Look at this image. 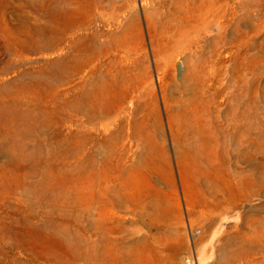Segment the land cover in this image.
<instances>
[{"label": "rangeland", "instance_id": "1", "mask_svg": "<svg viewBox=\"0 0 264 264\" xmlns=\"http://www.w3.org/2000/svg\"><path fill=\"white\" fill-rule=\"evenodd\" d=\"M0 264H264V0H0Z\"/></svg>", "mask_w": 264, "mask_h": 264}]
</instances>
